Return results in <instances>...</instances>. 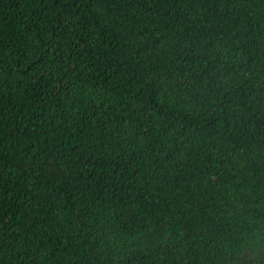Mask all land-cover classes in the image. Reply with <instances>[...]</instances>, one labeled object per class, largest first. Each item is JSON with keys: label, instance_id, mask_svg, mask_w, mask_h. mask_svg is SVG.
I'll use <instances>...</instances> for the list:
<instances>
[{"label": "trees", "instance_id": "obj_1", "mask_svg": "<svg viewBox=\"0 0 264 264\" xmlns=\"http://www.w3.org/2000/svg\"><path fill=\"white\" fill-rule=\"evenodd\" d=\"M0 264H264V0H0Z\"/></svg>", "mask_w": 264, "mask_h": 264}]
</instances>
